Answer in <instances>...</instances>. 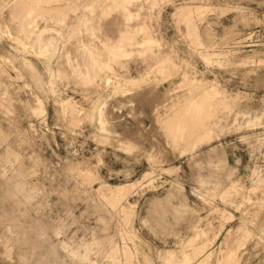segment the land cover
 Instances as JSON below:
<instances>
[{
  "label": "rangeland",
  "instance_id": "rangeland-1",
  "mask_svg": "<svg viewBox=\"0 0 264 264\" xmlns=\"http://www.w3.org/2000/svg\"><path fill=\"white\" fill-rule=\"evenodd\" d=\"M0 264H264V0H0Z\"/></svg>",
  "mask_w": 264,
  "mask_h": 264
}]
</instances>
